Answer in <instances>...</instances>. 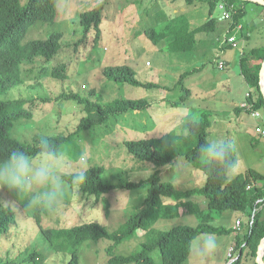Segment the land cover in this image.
Here are the masks:
<instances>
[{"label":"trees","instance_id":"trees-1","mask_svg":"<svg viewBox=\"0 0 264 264\" xmlns=\"http://www.w3.org/2000/svg\"><path fill=\"white\" fill-rule=\"evenodd\" d=\"M59 1L26 0V3L21 5L20 0H0V159L6 158L14 149L27 151L30 154L36 152L39 136L29 142L19 140L13 134L19 121L29 120L31 113L24 108L18 109L19 103L24 102L23 100L7 99L4 96L11 89L24 85L21 77L22 64L36 60L48 63L57 59L62 47L61 33L50 34L47 39L27 42H24V38L35 23L54 22ZM172 1L185 5L196 2L206 3L208 10L206 21L194 28H191V24L184 15H169L163 48V51L169 54L192 53L200 44L201 35L216 33L221 23H224L223 25L227 28L230 21L222 18L219 20L214 15L215 9L221 4L230 11L231 32L241 25L243 18L247 15L248 4L264 8L249 0ZM105 4V1L99 2L91 10L78 16V24L84 39H90V45L95 48L101 39V22ZM241 33L242 28L238 30L237 42L243 40ZM153 34L155 31L151 30L150 35ZM225 43L228 44L226 41ZM228 45L233 48L230 44ZM237 50H239L240 74L249 89L246 93L249 97L245 95L243 102L246 100L252 103V110L260 111L264 115V98L260 91L259 79L264 47L251 48L246 44L241 49L238 47ZM191 73L185 72L182 77H187ZM102 74L114 83H126L142 89L158 86L144 82L138 77V73L126 64L105 66ZM51 78L56 83L63 84L67 80L66 65L55 66L52 69ZM188 95L190 91L184 89L183 95L174 105L179 106L188 98ZM52 100L76 102L82 105L84 111L73 132L67 135L49 136L64 156L70 157L76 165L69 172L64 171L67 174L66 185L71 190L78 189L83 195L103 202H106L107 195L115 190L144 191L143 208H137L113 231H110L96 217L83 219L82 223L70 226L57 224L45 227L43 218L48 215V209L37 206L30 211L27 204L10 196L7 188H1L11 197V203L4 204L0 197V238L11 243L12 240L17 239L16 231L20 236V229H30L32 232L36 230L33 240L26 246L22 245L23 249L20 251L21 255H24L22 263L38 264L44 261V253H53L63 257V264H81L80 249L83 245L88 242L105 241L110 243L108 246L110 258L105 264H183L189 258L192 243L198 236L206 234L222 236L235 232L234 248L231 254L233 261L229 264H245L246 262L256 264L257 246L264 238V176L249 170L244 176H238L226 182L221 172L210 171L205 167L199 148L208 139V130L211 126L209 111H200L197 119L190 116L183 117L180 130L171 129L149 138L137 137L124 141L122 144L134 160L151 164L157 169L171 166L176 159L183 158L188 165L204 174L203 185L177 189L171 182L161 181L157 170L147 178L131 181L122 177L128 171L117 170L110 174L104 165L88 166L86 181L82 184H72L70 175L77 170L81 157L74 149L77 135L112 118L135 111H144L152 104L144 98H114L103 103L102 96L94 89L88 90L86 96H82L79 92L63 91L58 93L55 99L44 97L39 101L47 103ZM237 110L243 111L242 108ZM234 159L237 163L235 154ZM116 178H118L117 181H115ZM197 198H200L205 207H201L200 203L195 201ZM179 205L185 208L186 215L195 218L197 222L195 226L174 224L165 229L154 226L157 222L178 219L181 216ZM227 211L244 216L238 231H234V228L211 225L215 217L219 218ZM140 232L142 241L136 251L128 256L112 255L115 248L123 241ZM19 238L23 243L24 239ZM11 248L12 246H9L7 249ZM154 252L159 254V263L152 255Z\"/></svg>","mask_w":264,"mask_h":264},{"label":"rangeland","instance_id":"rangeland-1","mask_svg":"<svg viewBox=\"0 0 264 264\" xmlns=\"http://www.w3.org/2000/svg\"><path fill=\"white\" fill-rule=\"evenodd\" d=\"M104 1L106 4L101 22V39L95 48L90 45V39H84L78 24V16ZM25 3L26 0H20L21 5ZM207 10L206 3L196 2L185 5L172 0H60L54 22L35 23L24 38V42H27L47 39L50 34L61 33L62 47L57 59L48 63L36 60L22 64L21 77L24 85L11 89L4 96L7 99L23 100L24 102L19 103L18 109L24 108L31 113L29 120L19 121L14 136L19 140L30 142L36 136L49 137L73 132L79 119L84 115L82 105L67 100H52L47 103L39 101L44 97L55 99L58 93L63 91L79 92L82 96H86L88 90L94 89L102 96L103 103L114 98L148 99L152 105L144 111L127 113L94 126L88 131L80 132L76 137L75 151L83 156L88 166L104 165L110 174L117 170L128 171L122 177L131 181L144 179L143 174L149 173L151 169L150 174L157 170L161 181L171 182L177 189L203 185L204 174L188 165L183 158L176 159L171 166L157 169L151 164L134 160L122 144L137 137L149 138L171 129L180 130L185 116L197 119L199 112L206 110L203 104L206 101L203 91L192 90V97L190 94L179 106L174 105L183 95L184 89L188 90L192 78L194 84L205 85L206 76L212 75L215 78L214 82L211 84L209 82L207 85L215 89L218 94H228L226 87L229 83L224 79L227 70L223 71L218 65L224 56L218 54L220 56L218 58L213 52L201 51V44H198V49L196 47L192 53L169 54L163 51L169 15H184L191 28H194L206 21ZM246 10L248 15L255 16L254 13L257 11L264 14V8L251 4L247 5ZM214 15L217 18L221 17L222 10L219 6L215 9ZM151 30H154L155 34L150 35ZM238 43L241 49L243 41L239 40ZM250 45L254 48L257 43L251 41ZM60 64L66 65L67 80L63 84L56 83L51 78L52 69ZM115 64L132 67L144 82L158 86L142 89L107 80L102 74V69ZM185 72L192 73L188 75L189 77H182ZM231 84L235 88L231 94L238 95L241 92L239 81L233 80ZM221 119L227 124V133L231 135L224 133L221 136H227L235 145L234 154L238 167L234 178L244 176L249 170L264 176V136H258L255 132L256 121L248 115L241 114L240 126L233 129L235 123L230 114L228 117L222 115ZM215 136L216 134L212 133L208 138ZM65 159L67 166L64 171L69 172L76 165L70 157L65 156ZM117 180L118 178L115 181ZM77 190H71L65 185L60 202L52 210L40 201L38 190L28 195L10 191V196L27 204L30 211L37 206L48 209V215L43 218L45 227L57 224L70 226L82 223L83 219L96 217L113 231L137 208H143L144 191L115 190L107 195L106 202H103L95 201L93 197L85 196L79 190V194H76ZM10 196L0 188V197L4 204L11 203ZM195 201L200 203L201 207H205L200 198ZM179 210L181 216L178 219L157 222L154 226L165 229L174 224L188 226L197 224L193 216L186 215L183 206L179 205ZM236 216L241 215L227 211L221 217H215L211 225L231 228ZM19 231L20 236L16 231L17 239L12 240L11 243L0 238V262L3 264H24L22 263L24 255H21L20 251L33 240L36 230L32 232L30 229H20ZM137 234L117 246L112 255L128 256L136 251L142 241V233ZM232 234L214 235L218 246L212 253H207L203 249L202 240L205 235L198 236L192 243L189 258L183 264H229L233 258L228 256L230 249L234 248L231 244ZM19 237L24 239L23 243ZM109 245L110 243L105 241L88 242L83 245L80 249L81 264H105L110 258ZM9 246L12 248L7 249ZM44 255V261L38 264H63L64 259L60 255L53 253H44ZM152 255L159 263L158 252Z\"/></svg>","mask_w":264,"mask_h":264},{"label":"clouds","instance_id":"clouds-1","mask_svg":"<svg viewBox=\"0 0 264 264\" xmlns=\"http://www.w3.org/2000/svg\"><path fill=\"white\" fill-rule=\"evenodd\" d=\"M199 152L208 170H218L226 182L234 178L238 167L234 159L235 145L227 136L208 138L200 146ZM66 166L64 154L48 136L41 135L36 143L35 154L14 149L6 158L0 159V188H7L21 195L38 190L40 201L52 210L60 202V197L65 191ZM88 169L87 161L81 156L77 170L70 175L71 183H84ZM150 173L151 169L143 175L147 178ZM76 194H79L78 190ZM202 246L207 253H212L218 246L216 237L206 234Z\"/></svg>","mask_w":264,"mask_h":264},{"label":"crops","instance_id":"crops-1","mask_svg":"<svg viewBox=\"0 0 264 264\" xmlns=\"http://www.w3.org/2000/svg\"><path fill=\"white\" fill-rule=\"evenodd\" d=\"M254 14L255 16L248 15L247 13V15H245V17L243 18L241 25H239V27L242 28V33L244 34L243 35L241 33V36L243 37L242 47H244L246 44H248L250 47L251 41H255L257 43L256 47H264V14L260 11H257ZM220 18L221 17L219 16L218 19L221 20ZM223 24L221 23L216 33H212L210 35H201V37H199L201 41V51L207 50L208 52H213L216 56H218V58L220 57L218 54L224 56V58L220 60V62L224 63L223 67L220 69H222L223 71L227 70V73L225 72L224 79L227 80L229 83L226 87V89H228V94H218L215 89L207 85V83L209 84V82L210 84L214 82L215 78L212 75L206 76L207 80L205 81V85H199L196 83L194 84V80L192 78L190 80V85L188 88L191 94L190 97H192V90L195 89H199L204 92L203 94H205L204 98L206 101L203 103L205 104L204 108H206V111H209L211 113V126L208 130V137L211 136L212 133L216 134V136L224 133H226L228 136H231L229 133H227V124H224L225 121L221 119L222 115H226V117H228V115L230 114V116H232V120L235 123V125L232 127L233 129H236L240 126L241 114L248 115L244 111L239 112L237 110L240 109V105L243 102L245 95L249 89L244 81V78L240 74V69L238 65L239 50H237L236 48H230L229 45L226 44L224 41L226 27ZM233 80L239 81V87L242 93L239 92L238 95L231 94V91L235 90V88L231 84ZM243 219V215L236 216L234 218L233 225L231 226V228L233 229L236 220L242 221ZM235 234V232L232 234V245L234 243Z\"/></svg>","mask_w":264,"mask_h":264},{"label":"built area","instance_id":"built-area-1","mask_svg":"<svg viewBox=\"0 0 264 264\" xmlns=\"http://www.w3.org/2000/svg\"><path fill=\"white\" fill-rule=\"evenodd\" d=\"M219 8L222 10V15L221 18L224 20H228L230 21V25H231V14L230 11H227L223 4L219 5ZM230 25L226 28V32H225V41L230 44L233 48H238L240 47L238 42H237V33L238 30L240 29L239 26H237L232 32L230 31ZM219 68H222L224 63L223 62H219ZM246 96L249 97V94H246ZM240 107L242 108V110L248 114L250 117H252L255 121H256V127H255V132L257 133L258 136H264V115L257 110H252L253 108V104L248 102V101H244L241 103ZM249 188V186L247 187ZM240 220H236L235 225H234V230L238 231L240 228ZM233 249L231 248L228 256L231 257V253H232Z\"/></svg>","mask_w":264,"mask_h":264},{"label":"water","instance_id":"water-1","mask_svg":"<svg viewBox=\"0 0 264 264\" xmlns=\"http://www.w3.org/2000/svg\"><path fill=\"white\" fill-rule=\"evenodd\" d=\"M249 1L264 6V0H249ZM259 79H260V91L264 98V59L262 61L261 68L259 71ZM263 255H264V238L261 239L260 243L257 246L256 258H255L256 264H264Z\"/></svg>","mask_w":264,"mask_h":264},{"label":"bare ground","instance_id":"bare-ground-1","mask_svg":"<svg viewBox=\"0 0 264 264\" xmlns=\"http://www.w3.org/2000/svg\"><path fill=\"white\" fill-rule=\"evenodd\" d=\"M232 254V253H231ZM232 256V255H231ZM232 259V258H231ZM232 261H233V259H232Z\"/></svg>","mask_w":264,"mask_h":264}]
</instances>
